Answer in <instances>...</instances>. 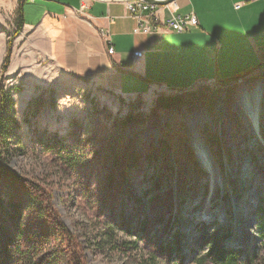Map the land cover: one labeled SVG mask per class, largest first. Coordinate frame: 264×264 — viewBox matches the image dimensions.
<instances>
[{
	"label": "rangeland",
	"instance_id": "rangeland-1",
	"mask_svg": "<svg viewBox=\"0 0 264 264\" xmlns=\"http://www.w3.org/2000/svg\"><path fill=\"white\" fill-rule=\"evenodd\" d=\"M4 1L9 0H0V99L4 91L13 100L18 128L10 131L9 153H0V169L14 172L30 190L48 193L64 227L75 236L80 263L199 264L198 258L215 244L240 250L246 262L254 257L253 264H264V213L256 206L264 198V99L255 128L250 115L234 106L242 92L256 84L264 88V65L228 83L220 82L225 80L220 76L212 82L197 76L176 86L184 90L158 85L145 94L124 96L91 78L49 72L46 60L31 59L28 67L16 56L3 71L2 44L14 32L17 15V8L11 12ZM176 2L181 7L180 0L171 4ZM34 7L25 2L22 11L35 24L40 15ZM212 23L209 30L237 29ZM22 33L13 38L12 51L27 44L29 33ZM220 43L215 63L230 65L222 73L232 78L252 55L245 46L214 35V51ZM130 85L134 91L144 88ZM172 95L179 96L175 106L157 103L160 96ZM59 139L66 150L54 149ZM197 140L209 150L210 162L200 158ZM65 151L73 153L76 165L59 157ZM14 184L0 178L2 231L26 223L24 217L8 216ZM50 244L45 252L52 264L77 263L70 249ZM3 254L7 264H14L10 252Z\"/></svg>",
	"mask_w": 264,
	"mask_h": 264
},
{
	"label": "crops",
	"instance_id": "crops-1",
	"mask_svg": "<svg viewBox=\"0 0 264 264\" xmlns=\"http://www.w3.org/2000/svg\"><path fill=\"white\" fill-rule=\"evenodd\" d=\"M180 1L181 7L176 2L160 11L162 15L167 9L183 16L191 12L196 14L198 25L190 27L193 30L135 34L136 19L127 14L124 2L35 0L34 13L37 12L40 17L34 24L28 21L27 14L22 13L24 24L20 32L23 35L24 32L29 33V38L26 45L17 46V50L15 46L9 65L14 64L16 56L21 66L28 67L32 64L25 63L31 59L46 60L49 72H70L75 76L91 78L124 96L145 94L158 85L177 88L186 84L182 82H191L197 76L199 80L211 82L217 81L219 76L229 79L228 73L222 72L230 70V65L220 61L215 63L223 44L220 43V49L214 51L211 44L214 35L222 41L229 40L232 44L246 47L245 52L252 57L243 69L264 63V0ZM8 2L3 3L11 12L20 4L16 0ZM180 8H183L182 12ZM209 19L223 26L235 24L237 29L209 30L213 25ZM247 26L251 28L247 29ZM201 27L207 29L201 30ZM101 29L108 30L110 44L100 36ZM4 44L6 46L3 43L2 47ZM110 45L112 54L108 53ZM136 50L143 52L142 57L134 58ZM41 68L44 67L40 65L39 70ZM133 82L144 88L138 91L129 89ZM169 84L175 87H168Z\"/></svg>",
	"mask_w": 264,
	"mask_h": 264
},
{
	"label": "trees",
	"instance_id": "trees-1",
	"mask_svg": "<svg viewBox=\"0 0 264 264\" xmlns=\"http://www.w3.org/2000/svg\"><path fill=\"white\" fill-rule=\"evenodd\" d=\"M22 4L23 3H20L16 9V28L14 32L8 36V39H6L5 56L1 64L3 71L7 69L10 62L13 38L21 31L22 25L24 24ZM263 65L264 63H259L254 66H249V68L247 67L239 71L237 75H234L232 78L220 82L228 83L229 81L251 75L253 71ZM172 89L184 90L187 88ZM1 95L3 98L0 99V153L4 151L6 154L10 151L8 147L9 140H12L14 135L11 134L10 131L18 128V122L12 115L14 113L13 100L7 97L4 91ZM177 98H179V96L176 95L160 96L157 99V103L162 106H175ZM4 111L7 112V116H4ZM47 141L49 142V139ZM56 144L57 145H54V149L66 150L63 139L57 140ZM58 154L63 162L71 167L77 164V160L72 156V152L65 151L64 154ZM0 178L7 179L11 183H16V185L14 184L15 189L9 190L10 196L6 203L9 207L7 210L8 216L16 218L18 221L22 220L23 217L26 220L24 224L23 222L17 224L16 227L13 228L14 232H12L13 230H0V242L5 245L3 248H0V264H7L3 251L4 253L10 252L14 264H52L50 260L51 254L45 252L49 249L46 248V246L51 245V241L55 243L56 246L70 249L72 252L70 259L77 262L76 264H81L78 256H75V251L78 247V244H75V236L69 233L66 227H64L60 219V214H58V211L50 202L48 193L41 190L42 188H40L38 192L30 190V186L11 171L0 169ZM22 206H25V208ZM256 206L261 213H264V198H262L261 202ZM25 210L26 212H24ZM262 228L264 229L263 223ZM261 233L264 238V230H261ZM209 246L208 250L198 258L199 264H204L206 260L210 264H253L254 257L249 259L250 262H246L245 256L243 259L240 257V250L219 248V246L217 247L215 244Z\"/></svg>",
	"mask_w": 264,
	"mask_h": 264
},
{
	"label": "built area",
	"instance_id": "built-area-1",
	"mask_svg": "<svg viewBox=\"0 0 264 264\" xmlns=\"http://www.w3.org/2000/svg\"><path fill=\"white\" fill-rule=\"evenodd\" d=\"M20 3L30 2L34 3L35 0H18ZM125 8L127 14L131 17H134L136 24L133 29L135 34H144V33H154V32H163L166 30L174 31L177 33L184 32L188 27H197L198 19L196 14L189 13L186 15L177 14L170 9H167L166 14L162 15L161 9H165L166 6H159L158 8L155 5H151L140 0H124ZM236 7H239L236 4ZM100 36L105 43H111V37L108 30L101 29ZM108 53H113L112 45L108 48ZM142 51L136 50L133 52L134 58L142 57ZM166 88L164 85L160 86Z\"/></svg>",
	"mask_w": 264,
	"mask_h": 264
},
{
	"label": "bare ground",
	"instance_id": "bare-ground-1",
	"mask_svg": "<svg viewBox=\"0 0 264 264\" xmlns=\"http://www.w3.org/2000/svg\"><path fill=\"white\" fill-rule=\"evenodd\" d=\"M259 91H261V97H259ZM264 99V88L262 86H260V84H256L254 88H252L250 91H244L242 92V95L240 96V102H238V104L236 103V108L237 110H239L240 112H247L250 115V118L253 119L254 121V126L253 128L256 127L257 122H259L258 119V113H259V104L260 101ZM258 125V124H257ZM195 145H197V149H198V153L200 158H202L204 160V162H210V158H211V154L209 152V150L207 149V147L205 145H203L202 142H199L197 140V142L195 141ZM212 168L211 170H213V175H216V170H214V166H211ZM204 206L202 207L201 210L204 211ZM203 213V212H201Z\"/></svg>",
	"mask_w": 264,
	"mask_h": 264
},
{
	"label": "water",
	"instance_id": "water-1",
	"mask_svg": "<svg viewBox=\"0 0 264 264\" xmlns=\"http://www.w3.org/2000/svg\"><path fill=\"white\" fill-rule=\"evenodd\" d=\"M142 2L155 5V6H166V5H171L175 0H140ZM160 86V85H159Z\"/></svg>",
	"mask_w": 264,
	"mask_h": 264
}]
</instances>
